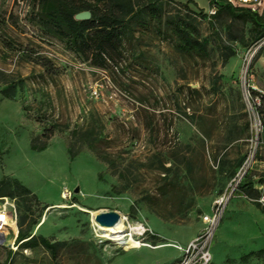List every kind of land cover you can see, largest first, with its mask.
Instances as JSON below:
<instances>
[{"label":"rangeland","instance_id":"obj_1","mask_svg":"<svg viewBox=\"0 0 264 264\" xmlns=\"http://www.w3.org/2000/svg\"><path fill=\"white\" fill-rule=\"evenodd\" d=\"M164 1L182 16L194 14L206 58L181 54L158 32H137L139 58L124 55L118 69L103 70L40 25L35 0H0V89L1 80L14 86L9 98L0 94V179L30 191L0 197V209L7 203L6 222L24 235L56 244L54 251L18 247L5 225L0 264H177L251 158L255 122L246 90L264 94V37L251 40V23L231 22L226 13L211 28L197 15L209 14L210 6L197 5L204 0ZM260 14L264 19V9ZM242 29L244 44L233 39ZM221 42L234 52L224 64ZM85 130L97 133L96 146L113 166L78 139ZM33 138L46 147L31 148ZM259 139L240 183L251 182L258 196L264 131ZM69 146L78 150L72 155ZM262 207L239 192L230 197L207 264H264V256H246L264 249ZM109 210L122 226L141 227L133 236L139 246L103 234L91 213Z\"/></svg>","mask_w":264,"mask_h":264},{"label":"trees","instance_id":"obj_2","mask_svg":"<svg viewBox=\"0 0 264 264\" xmlns=\"http://www.w3.org/2000/svg\"><path fill=\"white\" fill-rule=\"evenodd\" d=\"M186 1L196 5L193 0ZM35 3L37 6L35 15L38 22L48 33L52 34L53 38L82 61H87L90 65L103 70L118 69L120 58L124 55L130 62L139 58L134 53L132 42L136 39L137 32H158L171 41L181 54L200 58L208 56L207 46L200 38L194 14L182 16L178 11H171L164 0H35ZM208 3L209 6H215V12L207 15L199 10L197 15L208 17L211 28H213V18L226 13L231 22L251 23L248 35L251 40L264 37V30H262L264 19L261 14L247 7H233L226 0H209ZM82 10H89L90 18L74 19V14ZM233 39L244 44L246 41L244 30L242 29L240 34ZM221 43L223 46H219V53L221 62L224 64L234 55V52L232 47ZM1 81L3 86L0 94L9 98L14 87L13 83L7 80ZM249 93L252 99L259 97L256 112L264 123V94L254 90H250ZM76 133L77 131H72L74 136ZM97 137V133L91 130H85L78 135L82 144L98 159L113 166V160L106 159L102 150L96 146ZM37 140L31 139V148L41 150L46 147V141L38 144ZM74 150L78 149L73 146L68 147L72 155ZM240 183L238 185L240 194L252 199L259 197L251 182ZM16 194L29 195L30 191L18 180L1 178L0 197H13ZM254 202L260 205L259 202ZM16 237L18 247L26 248L40 244L49 251L55 250L56 244L51 243L42 235H24L21 230H18ZM246 256H264V249L249 252Z\"/></svg>","mask_w":264,"mask_h":264},{"label":"built area","instance_id":"obj_3","mask_svg":"<svg viewBox=\"0 0 264 264\" xmlns=\"http://www.w3.org/2000/svg\"><path fill=\"white\" fill-rule=\"evenodd\" d=\"M226 1L229 2L233 7H247L250 8L253 12H256L258 14H260L262 12V9H264V0H226ZM215 10H216L215 6H210L209 14L214 13ZM246 92L248 95H250L249 90H246ZM251 102H252L251 114L255 122L254 129L251 128L252 133L250 140L251 142H254V146L250 154L251 158H247L242 164V166L239 168L237 174L232 180L233 184L232 183L230 184L231 187L228 193H224L221 196H219L215 200L214 208L211 211V213L205 214L203 216V221L206 224L205 229L202 232H200L192 241H190L185 246V248H181L183 251V257L177 264H207V262L210 259L209 244L213 235L214 228L221 217L223 207L235 192L236 193L239 192L238 185L249 166V161L250 159L252 160L253 155L256 153L257 145H259L260 142L262 143V141H260L259 139V136L262 133V131H264V123H262L259 114L256 112V105L259 103V97L256 96L253 99L251 98ZM243 196L251 201H257L262 206H264V195H260L257 199L248 198L246 195ZM12 217H14V215ZM15 237L13 238V241Z\"/></svg>","mask_w":264,"mask_h":264},{"label":"bare ground","instance_id":"obj_4","mask_svg":"<svg viewBox=\"0 0 264 264\" xmlns=\"http://www.w3.org/2000/svg\"><path fill=\"white\" fill-rule=\"evenodd\" d=\"M6 204L2 205V209H0V239L6 240V231L5 225H7L13 233V236L10 238L11 242L15 235L18 232L16 222L14 221L13 224L7 223L6 219L8 218V214L6 213ZM92 217H94L95 213H91ZM98 224V223H97ZM100 225V224H99ZM99 229L103 232L105 236H108L110 240L116 241L117 243L124 244L129 248L137 247L140 245L138 241H136L133 236L137 234L139 230H141L140 226L131 227L129 226H122L121 219L119 217L118 221L113 225H101ZM141 232V231H140ZM139 232V233H140ZM10 242V244H11Z\"/></svg>","mask_w":264,"mask_h":264},{"label":"water","instance_id":"obj_5","mask_svg":"<svg viewBox=\"0 0 264 264\" xmlns=\"http://www.w3.org/2000/svg\"><path fill=\"white\" fill-rule=\"evenodd\" d=\"M89 10H82L74 14V19L76 20H86L90 18ZM119 214L113 210L98 212L94 215L93 219L100 225H113L119 219ZM2 243V240H0Z\"/></svg>","mask_w":264,"mask_h":264},{"label":"crops","instance_id":"obj_6","mask_svg":"<svg viewBox=\"0 0 264 264\" xmlns=\"http://www.w3.org/2000/svg\"><path fill=\"white\" fill-rule=\"evenodd\" d=\"M175 1H178V2H183V1H180V0H175ZM194 1V0H193ZM195 2V1H194ZM209 0H204V2L202 3V4H198L197 2H195V3H197V5L199 6V7H201V8H205V7H208L209 6ZM261 195V194H260ZM259 195V196H260Z\"/></svg>","mask_w":264,"mask_h":264}]
</instances>
